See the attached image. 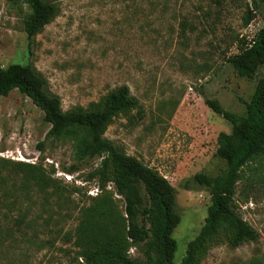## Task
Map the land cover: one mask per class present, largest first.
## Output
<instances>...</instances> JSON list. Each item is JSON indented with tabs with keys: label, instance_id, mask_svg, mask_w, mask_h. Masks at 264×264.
<instances>
[{
	"label": "rangeland",
	"instance_id": "rangeland-1",
	"mask_svg": "<svg viewBox=\"0 0 264 264\" xmlns=\"http://www.w3.org/2000/svg\"><path fill=\"white\" fill-rule=\"evenodd\" d=\"M47 1L58 11L36 36L28 58L23 29L28 10L24 4L0 0V65L30 61L64 111L87 107L118 87H128L138 108L116 118L104 137L155 168L174 188L181 219L172 234L177 244L174 263H180L204 223L210 198L192 178L224 170V161L215 156L217 137L231 130L204 99H215L225 110L244 116L257 81L264 78V67L252 78H241L227 59L239 54L264 26V6L255 9L251 0ZM248 16L252 19L245 25ZM48 130L42 111L17 90L0 99V264H81L74 234L95 201L84 187L51 174L50 166L54 172L55 165L66 172L75 160L72 143L45 139ZM31 162H40L51 180L49 187L39 190L24 183L17 164ZM99 163L100 159L77 163L72 174L87 181ZM260 174L263 179L264 160L244 168L235 195L238 214L257 232V241L237 248L214 246L201 264H264ZM88 182L99 184L97 179ZM107 191L113 193V187ZM113 199L117 216L110 219L115 220L124 216V203L114 195ZM20 216L24 223L15 227ZM32 224L39 232L45 230L39 241L54 240L55 246L37 251L24 242L31 237ZM8 228L13 230L10 238ZM58 229L61 233L54 235ZM23 231L25 239L20 236ZM128 254L144 261L140 246H131Z\"/></svg>",
	"mask_w": 264,
	"mask_h": 264
},
{
	"label": "trees",
	"instance_id": "trees-1",
	"mask_svg": "<svg viewBox=\"0 0 264 264\" xmlns=\"http://www.w3.org/2000/svg\"><path fill=\"white\" fill-rule=\"evenodd\" d=\"M12 5L24 4L23 29L27 41V57L36 36L56 16L58 8L47 0H9ZM154 10V4H152ZM253 8L264 6V0H251ZM167 3L163 4V9ZM142 12V10H140ZM252 19L248 16L245 25ZM227 63L241 78H252L264 67V26L242 51L227 59ZM17 90L29 98L43 113V121L49 125L45 139L68 140L73 146L75 164L66 169L74 173L77 163L100 159L97 168L86 176L87 181L97 179L101 194L94 197V205L83 215L75 231L73 246L81 264H175L177 244L172 234L180 223L176 212L175 190L155 169L127 155L104 137L113 121L138 108V101L130 95L126 86L118 87L99 101L87 107H74L64 111L59 97L52 95L46 80L35 70L30 61L25 64L0 65V99ZM205 105L231 125L229 133L217 137L215 156L225 163L224 170L210 176L198 173L192 182L209 193L206 217L198 234L188 242L185 254L178 264H201L210 248L226 244L237 248L258 239L252 229L238 214L235 200L236 188L244 179L243 170L252 163L264 160V78H260L254 92L245 105L244 116L225 110L215 99H204ZM43 149V143L38 144ZM42 159H40V162ZM37 164L18 163L25 174V184L33 188L49 187L51 180ZM51 174L54 169L50 166ZM263 175L258 176V180ZM264 182V178L262 179ZM112 183L115 192L124 203V216H117L113 193L106 190ZM55 184V183H54ZM244 201H247L245 198ZM24 216L16 219L20 227ZM31 237L21 233V239L37 248V251L54 247V240L39 241L38 225H31ZM50 231V230H48ZM13 230H6L12 237ZM59 235L61 230L52 231ZM67 241L73 238L64 234ZM37 240L39 242H37ZM131 246H140L144 261L130 258Z\"/></svg>",
	"mask_w": 264,
	"mask_h": 264
},
{
	"label": "built area",
	"instance_id": "built-area-1",
	"mask_svg": "<svg viewBox=\"0 0 264 264\" xmlns=\"http://www.w3.org/2000/svg\"><path fill=\"white\" fill-rule=\"evenodd\" d=\"M20 160L30 161V160L23 159L22 157ZM34 163L35 162H31V164H34ZM49 164L50 165L53 164L52 161H50ZM54 168H55L54 174H55L56 178L64 180L66 182L75 183L76 185H80L81 187H84L87 195H89L90 197H97L98 195L101 194V189H100L98 184L90 183V182L84 181V180L80 181V180H78V178H76V176H74V174H69V173L59 169L57 165H55ZM110 184H112V183L107 184L106 190L112 189L113 184H112V186ZM113 191H114L113 195L115 198L123 200L122 197L115 192L114 187H113Z\"/></svg>",
	"mask_w": 264,
	"mask_h": 264
}]
</instances>
